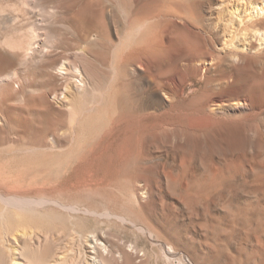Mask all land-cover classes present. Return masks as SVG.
<instances>
[{"label":"rangeland","instance_id":"1","mask_svg":"<svg viewBox=\"0 0 264 264\" xmlns=\"http://www.w3.org/2000/svg\"><path fill=\"white\" fill-rule=\"evenodd\" d=\"M29 1L0 0V196L15 202L0 199V217H21L10 229L0 218L3 247L18 243L26 252L48 235L58 264H87L95 237L112 252L108 264H127L126 256L129 264H264V54L250 58L242 84L226 91L230 101L247 97V110L212 116L206 73L187 81L175 68L155 94L135 81L145 112L119 113L109 87L120 68L112 53L123 1L76 0L81 11L87 5L78 17H35ZM213 4L205 1L204 17ZM25 11L31 17H21ZM39 19L35 46L49 54L40 61L25 55L29 29L19 31ZM46 64L79 68L86 79L88 88L70 101L74 122L53 101L62 83ZM92 98L104 103L90 111Z\"/></svg>","mask_w":264,"mask_h":264},{"label":"bare ground","instance_id":"2","mask_svg":"<svg viewBox=\"0 0 264 264\" xmlns=\"http://www.w3.org/2000/svg\"><path fill=\"white\" fill-rule=\"evenodd\" d=\"M30 1L37 7L35 12L38 13L34 15L35 17H78L82 11L87 10V5L82 11L76 8V0ZM122 1L123 34L112 53L113 60L119 63L120 68H113L110 78L111 86L109 87L115 95V100H113L115 112H145L148 109V103H142L133 93L134 89L132 90V88H134L135 81L139 86H147L148 92L155 94L156 87L160 84L163 85L165 79L175 68L185 75L187 81L195 78L198 80L202 74L206 73L204 88L212 94L211 103L206 107V110L212 116L221 117L227 114L226 117H228L230 112L247 110L249 106H247V97L230 101L227 99L226 91L230 87L242 84V72L247 67L250 58L264 54V0H243L242 4H233V0H214L213 6L209 7L211 17H204L203 14L205 1L208 0H149L150 4L144 9L141 8L138 0ZM28 14V11H25L21 17H31ZM26 23H20L19 28V31L29 29L24 30V33L21 32L23 34L21 36L26 39L25 55L30 59L40 61L49 55L44 49L39 50L35 46V43L41 40L40 31L43 30V22L39 19L37 22L28 23L29 27ZM44 69L61 79L60 97L55 95L53 101L57 106L66 109L69 122H74L78 113L70 101L73 100L75 93L80 94L87 87L83 73L79 68H72L65 64L60 67L46 64ZM214 75L215 77H213ZM135 76L136 79H134ZM14 77L15 74L10 79L12 80ZM259 78L264 80V74H260ZM120 79H122L121 82ZM242 90L245 95L249 93L248 87ZM91 100V105L88 107L90 111L104 103L103 100L97 98ZM50 141L52 145H47L49 146L47 148H55L53 137L50 138ZM41 147H44V144H36L33 148L40 150ZM108 161L111 162V160ZM103 162L102 165L105 166L103 167L105 169L109 165L106 161ZM0 199L4 205L15 203H13L12 197L4 199L3 196H0ZM15 200L17 201V199ZM18 200L19 203L25 201V199ZM29 202L31 203V201ZM33 202L37 203L34 200ZM42 202L57 205L51 200ZM19 203L16 202L17 205ZM15 205L10 208L14 210L21 208V206ZM63 208L70 213L78 212L75 205H65ZM3 212L6 214V211ZM7 217L6 219H4L5 217L0 218L11 224V226L8 225V229L21 221V217H12L11 215ZM25 220L22 221L24 224ZM28 222L26 220V224ZM20 236L27 235L21 233ZM12 237L14 236L12 235ZM35 240L36 242L28 243L30 252L26 250L28 247H24L26 252L28 251L27 253L18 247L16 241H14V246L13 243L7 242L6 247H3L4 245L0 242V264L4 259H7L3 257L4 250L8 252L6 255L9 254L8 264H56L59 256L57 257L54 252V241L48 235L37 236ZM88 243L91 249L89 253L92 255L86 257L87 264H108V259L112 256L109 248L95 237L90 239L88 237ZM122 252L115 253L117 258H121ZM125 260L127 264L132 263L129 256H126Z\"/></svg>","mask_w":264,"mask_h":264}]
</instances>
